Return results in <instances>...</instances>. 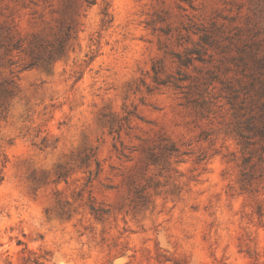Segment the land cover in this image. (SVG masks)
<instances>
[{"label": "rangeland", "instance_id": "374dc122", "mask_svg": "<svg viewBox=\"0 0 264 264\" xmlns=\"http://www.w3.org/2000/svg\"><path fill=\"white\" fill-rule=\"evenodd\" d=\"M264 264V0H0V264Z\"/></svg>", "mask_w": 264, "mask_h": 264}, {"label": "trees", "instance_id": "16d2710c", "mask_svg": "<svg viewBox=\"0 0 264 264\" xmlns=\"http://www.w3.org/2000/svg\"><path fill=\"white\" fill-rule=\"evenodd\" d=\"M36 264H38V262L35 261Z\"/></svg>", "mask_w": 264, "mask_h": 264}]
</instances>
